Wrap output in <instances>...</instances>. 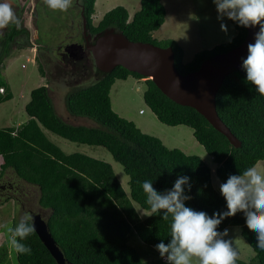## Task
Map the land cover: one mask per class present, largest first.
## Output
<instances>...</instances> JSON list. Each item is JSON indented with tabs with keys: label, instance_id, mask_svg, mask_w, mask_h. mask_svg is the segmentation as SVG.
<instances>
[{
	"label": "trees",
	"instance_id": "16d2710c",
	"mask_svg": "<svg viewBox=\"0 0 264 264\" xmlns=\"http://www.w3.org/2000/svg\"><path fill=\"white\" fill-rule=\"evenodd\" d=\"M95 2L80 0L81 18L86 21L91 35L113 28L132 42L171 47L175 67L182 75L197 70L204 60L238 46L246 36L244 27L229 20L236 31L233 39L195 54L185 64L183 50L174 40L157 42L153 38L154 32L165 22L166 10L161 0H140V8L131 19L125 8L115 7L94 25ZM8 26L0 44V89H3L0 103L12 99L1 75L3 60L12 45L18 49L31 46L27 29L18 30L15 24ZM95 73L98 77L94 83L68 93L65 105L70 116L91 119L102 128L75 126L63 121L56 114L47 88H36L25 106L27 121L17 128L0 129L3 160L0 177L7 169H12L18 179L38 187V205L49 212L48 229L66 264H160L156 260H142L129 242L133 233L148 247L161 241L170 242L171 218L164 221L160 215L151 213L141 219L135 210L134 204L151 211L142 189L143 181L151 180L155 189L164 192L173 187L178 176L190 177L191 191L187 194L192 199L186 201V206L210 216L226 211V200L214 189L212 170L202 158L167 148L160 139L143 133L133 122L112 110L110 90L115 81L144 77L120 66L108 74L97 69ZM246 76L244 69L226 76L216 94L217 114L241 142L239 148H233L227 138L194 109L172 102L150 79L145 78L143 82L146 87L143 101L158 122L190 129L195 141L216 166L215 174L221 183L226 182L229 175H238L264 161V96L247 82ZM44 130L71 143L106 149L128 176L129 197L111 165L78 153L65 154L49 141ZM227 227H240L241 237L254 252L249 262L238 258L236 264H264V251L256 247V233L248 230L244 214L225 219L218 230ZM22 243L32 251L31 254L15 251L18 264H57L35 232ZM3 257L1 253L0 260Z\"/></svg>",
	"mask_w": 264,
	"mask_h": 264
},
{
	"label": "rangeland",
	"instance_id": "374dc122",
	"mask_svg": "<svg viewBox=\"0 0 264 264\" xmlns=\"http://www.w3.org/2000/svg\"><path fill=\"white\" fill-rule=\"evenodd\" d=\"M165 10V22L153 38L157 42L174 40L183 50V62H190L194 55L210 50L217 45L229 42L236 31L225 17L218 20V12L213 0H161ZM16 2V14L21 20V27L30 35V47L18 49L12 45L8 56L3 60L1 73L12 94V99L0 103V129L13 127L27 121L25 106L29 102L32 90L45 86L52 100L56 114L69 124L102 128L96 121L85 118H74L66 110V95L75 89L86 87L97 79L95 65L91 56H83L80 60L67 57L65 49L85 40L83 20L81 18L80 0H72V6L66 12L49 8L44 0H20ZM123 7L133 14L140 8V0H96L95 15L92 17L96 25L105 13L115 7ZM19 11V12H17ZM221 23L227 25L228 31L221 29ZM9 28V26L7 27ZM2 39H0V44ZM144 79L129 77L125 81H115L110 90L112 110L121 118L133 122L143 133L156 137L169 149H179L186 155L199 156L212 170V185L219 190L215 169L216 166L195 141L190 129L178 126L168 127L158 122L151 110L143 101L145 91ZM46 137L65 154L78 153L103 161L111 165L126 195L129 197L128 176L120 164L115 162L109 152L102 147H92L71 143L44 130ZM168 133V134H167ZM168 138H178L179 143H169ZM3 160L0 161V168ZM264 161L257 167L262 169ZM12 169H7L0 177V232L4 234V242L0 236V254L5 257L0 264H18L16 252L8 243L7 227H14L25 212L31 215L40 213L47 220L49 212L38 205L39 189L34 185L18 179ZM141 219L151 215V211L142 210L134 204ZM2 220V222H1ZM7 226V227H5ZM229 237H236L235 246L239 251V259L249 262L254 252L241 237L240 227H227ZM130 245L135 248L144 261L156 260L167 264L154 247L141 243L135 233ZM2 243V244H1ZM8 258V259H6ZM148 263V262H147Z\"/></svg>",
	"mask_w": 264,
	"mask_h": 264
},
{
	"label": "clouds",
	"instance_id": "9594fccd",
	"mask_svg": "<svg viewBox=\"0 0 264 264\" xmlns=\"http://www.w3.org/2000/svg\"><path fill=\"white\" fill-rule=\"evenodd\" d=\"M53 10L68 11L72 0H44ZM218 20L225 17L241 27L259 26L255 43H249L248 55L242 60L246 80L264 96V0H213ZM15 0H0V39L9 24L19 30L21 20L15 11ZM221 29L228 31L221 23ZM2 94V93H1ZM146 203L155 215L170 222V242L161 241L155 248L167 264H236L239 258L236 237H229V229L219 231L222 222L243 213L249 231L256 233V247L264 251V171L253 165L240 174H231L219 185L227 210L209 215L186 206L192 199L190 177L178 176L171 189L164 192L154 188L151 180L142 182ZM33 216L25 212L14 227H7L8 243L18 254H31V247L22 243L35 232ZM46 221V220H45ZM47 223V222H46Z\"/></svg>",
	"mask_w": 264,
	"mask_h": 264
},
{
	"label": "water",
	"instance_id": "95a60500",
	"mask_svg": "<svg viewBox=\"0 0 264 264\" xmlns=\"http://www.w3.org/2000/svg\"><path fill=\"white\" fill-rule=\"evenodd\" d=\"M245 28V27H244ZM246 36L233 49L204 60L195 71L182 75L175 67L171 47L162 48L150 43L132 42L113 28L98 33L91 46L86 44L94 65L99 72L110 73L120 66L129 72L150 79L160 92L172 102L194 109L220 134L225 136L233 148L241 142L230 132L216 111V94L226 76L241 69L242 60L248 55V44L255 43L259 26L245 28ZM83 31L86 21L83 19ZM82 47L72 44L65 49L66 55L77 61L82 58ZM35 233L57 264H66L63 253L56 245L46 221L40 213L33 214Z\"/></svg>",
	"mask_w": 264,
	"mask_h": 264
},
{
	"label": "flooded vegetation",
	"instance_id": "af4514ba",
	"mask_svg": "<svg viewBox=\"0 0 264 264\" xmlns=\"http://www.w3.org/2000/svg\"><path fill=\"white\" fill-rule=\"evenodd\" d=\"M20 1H22L23 3H24V2L26 3V0H20ZM25 3H24V4H25ZM15 4H16V2H15ZM17 12H19V11H17ZM19 13H20V12H19ZM19 13H18V16L20 15ZM6 30H7V28L4 30L5 33H6ZM83 34H84L85 40H83V41H81V42H79V43H76L77 45H80V46L82 47V51H81V50H78V51H80L82 57H83V56H91L90 53L86 50V44H87L88 46H91V45L94 43V37H95L97 34L91 35L90 32L87 31V29H86L85 33H83ZM65 55H66V54H65ZM67 57H68V56H67Z\"/></svg>",
	"mask_w": 264,
	"mask_h": 264
},
{
	"label": "crops",
	"instance_id": "0c3cea01",
	"mask_svg": "<svg viewBox=\"0 0 264 264\" xmlns=\"http://www.w3.org/2000/svg\"><path fill=\"white\" fill-rule=\"evenodd\" d=\"M168 134V133H167ZM168 142L169 143H173V144H176V142L177 143H179L180 142V140L178 139V138H176V139H172V138H168ZM2 160V158L0 157V161ZM264 166V165H263ZM262 171H264V167H262V169H261ZM11 173H13L12 171H11ZM1 222H2V220H1ZM4 232V231H3ZM3 232H0V236H2V242H4V240H5V238H4V234H3ZM2 244V243H1Z\"/></svg>",
	"mask_w": 264,
	"mask_h": 264
},
{
	"label": "built area",
	"instance_id": "2783aa9c",
	"mask_svg": "<svg viewBox=\"0 0 264 264\" xmlns=\"http://www.w3.org/2000/svg\"><path fill=\"white\" fill-rule=\"evenodd\" d=\"M0 93H3V89H0Z\"/></svg>",
	"mask_w": 264,
	"mask_h": 264
}]
</instances>
